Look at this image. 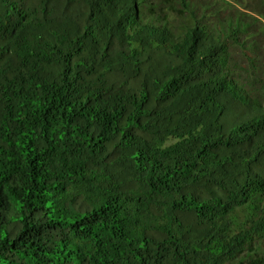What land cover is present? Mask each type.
Wrapping results in <instances>:
<instances>
[{
    "label": "trees",
    "instance_id": "obj_1",
    "mask_svg": "<svg viewBox=\"0 0 264 264\" xmlns=\"http://www.w3.org/2000/svg\"><path fill=\"white\" fill-rule=\"evenodd\" d=\"M211 3L0 0V264H264L253 22Z\"/></svg>",
    "mask_w": 264,
    "mask_h": 264
},
{
    "label": "rangeland",
    "instance_id": "obj_2",
    "mask_svg": "<svg viewBox=\"0 0 264 264\" xmlns=\"http://www.w3.org/2000/svg\"><path fill=\"white\" fill-rule=\"evenodd\" d=\"M200 3L207 4L208 1L211 0H197ZM216 4L218 6L225 7H233L237 6L240 10L243 12H246V17L248 22H253L251 31L253 32L250 36L247 37V41L249 44L245 47V49H242V47L237 48L234 52V55H237L241 61L246 65L250 59L256 60L259 63L260 68V76L264 77L263 69H264V16L260 15L259 13H264V0H212L211 7H215ZM225 7H222L221 9H225ZM259 12V13H258ZM251 14H254L257 18H260V21L257 22V20L254 21L253 17L249 16ZM175 21V16H171ZM217 14L210 11L207 14L208 21L212 23H217ZM248 56V58L246 57ZM262 69V70H261ZM259 247V249H258ZM256 252L262 253L264 252V245L262 243H258L256 245ZM254 252L246 253L245 255L240 256V260H244L247 256L253 255ZM237 264V263H236Z\"/></svg>",
    "mask_w": 264,
    "mask_h": 264
}]
</instances>
